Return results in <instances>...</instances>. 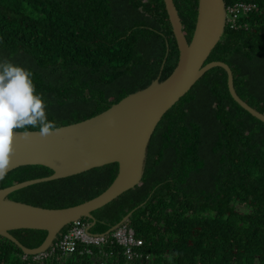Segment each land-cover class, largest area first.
<instances>
[{"label": "trees", "instance_id": "obj_1", "mask_svg": "<svg viewBox=\"0 0 264 264\" xmlns=\"http://www.w3.org/2000/svg\"><path fill=\"white\" fill-rule=\"evenodd\" d=\"M224 2L252 8L235 28L226 24L207 63H226L238 96L264 114V0ZM174 3L190 42L198 0ZM0 59L33 72L59 128L106 111L159 75L165 80L179 51L163 0H0ZM227 80L222 68L208 71L156 127L142 185L92 214L90 232L102 235L138 208L128 225L147 260L128 262L108 243L89 252L78 244L72 254L35 262L0 236V264H264V123L234 101ZM52 174L45 166L20 167L0 179V189ZM117 174L118 164H109L8 197L68 208L103 193ZM10 234L29 249L47 236Z\"/></svg>", "mask_w": 264, "mask_h": 264}, {"label": "water", "instance_id": "obj_2", "mask_svg": "<svg viewBox=\"0 0 264 264\" xmlns=\"http://www.w3.org/2000/svg\"><path fill=\"white\" fill-rule=\"evenodd\" d=\"M163 1L179 51L177 66L165 80L161 81L159 75L150 85L126 96L106 111L59 127V131L47 137H41L38 131H27L30 135L25 138L26 131H16L11 166L6 174L20 167L36 165L53 171L48 177L0 189V236L14 243L25 256L46 253L54 247L63 230L78 220L91 221L85 232L95 235L90 232L96 222L93 212L142 185L148 146L156 127L164 115L211 69L226 71L228 89L234 101L264 123V114L238 96L231 68L221 61L207 63L225 32L227 14L224 0H198L195 29L190 42L174 0ZM165 62L166 58L161 72ZM109 164H118V174L113 183L97 197L79 205L47 209L8 197L33 185L68 178ZM137 209L129 212L105 234L128 224ZM15 230L46 231L47 236L39 247L29 249L10 234Z\"/></svg>", "mask_w": 264, "mask_h": 264}, {"label": "clouds", "instance_id": "obj_3", "mask_svg": "<svg viewBox=\"0 0 264 264\" xmlns=\"http://www.w3.org/2000/svg\"><path fill=\"white\" fill-rule=\"evenodd\" d=\"M38 129L41 137L59 131L47 114L44 94L37 91L33 72L8 59H0V179L11 166L17 129ZM25 138L30 135L24 133ZM89 226V225H88Z\"/></svg>", "mask_w": 264, "mask_h": 264}, {"label": "built area", "instance_id": "obj_4", "mask_svg": "<svg viewBox=\"0 0 264 264\" xmlns=\"http://www.w3.org/2000/svg\"><path fill=\"white\" fill-rule=\"evenodd\" d=\"M251 6L245 3H236L233 6L226 7V24L232 25L231 28L238 26L240 16L246 15L251 10ZM88 225L83 220H78L68 226V229L62 233L54 247L44 254L33 256V261L40 262L54 253L63 255L72 254L76 251L78 244H83L87 252L89 247H102L108 243H114L123 249V256L128 262L135 260L148 259L149 256L141 251L143 241L135 236V232L128 224L119 226L115 231L106 235L86 234ZM26 258V256H25Z\"/></svg>", "mask_w": 264, "mask_h": 264}]
</instances>
